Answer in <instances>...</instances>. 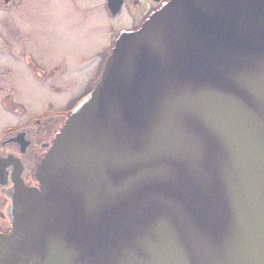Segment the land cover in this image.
Wrapping results in <instances>:
<instances>
[{"label": "water", "instance_id": "water-1", "mask_svg": "<svg viewBox=\"0 0 264 264\" xmlns=\"http://www.w3.org/2000/svg\"><path fill=\"white\" fill-rule=\"evenodd\" d=\"M112 47L0 264H264V0H169Z\"/></svg>", "mask_w": 264, "mask_h": 264}, {"label": "flooded vegetation", "instance_id": "flooded-vegetation-1", "mask_svg": "<svg viewBox=\"0 0 264 264\" xmlns=\"http://www.w3.org/2000/svg\"><path fill=\"white\" fill-rule=\"evenodd\" d=\"M49 1L0 0V93L4 90V84L1 81L2 70H11L10 62H17L19 57L23 68L29 70L36 81L45 84L51 76L50 72H47L38 64L41 59V52L38 53L37 50L29 49L32 39L31 32L35 31L36 33V31L41 30L42 21L44 26L46 5ZM98 1L100 7L97 8V11L103 16L101 23L106 28L111 26L117 30L115 29L113 40L110 36L107 37L106 34L107 43L94 53L92 60L85 62H90L94 71L83 88L81 98L75 103L72 101L62 117L58 119L34 120L26 125L15 124L8 126V128L4 127L0 131V236L7 234L11 229L7 209L10 202L8 193L15 185L14 180L17 179L23 182L27 187H38V183L34 180L35 167L49 149L54 135L60 131L72 109L92 92L103 70L107 54L113 48L115 39L124 31L135 32V30L140 29L147 19L169 2V0H93L97 7ZM25 22L27 29L23 27ZM5 55H8V57L4 58ZM3 64L5 65L4 68H2ZM13 71L15 70L13 69ZM52 71L54 72L52 75L59 72L58 69ZM17 74H15L13 80L15 83ZM13 87H16L14 82ZM16 93L17 88H14V91L12 89V92L1 97L0 110L7 112L4 104L9 102L11 107H8V110L16 111L12 108L16 105L10 103L12 96ZM8 99L10 100L7 101Z\"/></svg>", "mask_w": 264, "mask_h": 264}, {"label": "rangeland", "instance_id": "rangeland-1", "mask_svg": "<svg viewBox=\"0 0 264 264\" xmlns=\"http://www.w3.org/2000/svg\"><path fill=\"white\" fill-rule=\"evenodd\" d=\"M99 7V1L97 7L93 0L49 1L44 26L42 21V29L31 32L28 48L41 52L38 64L47 72L54 69L59 72L51 75L44 84L36 81L32 73L23 68L20 57L17 62H10V67L16 72L12 68L2 70L4 90L0 93V99L17 88L12 99L7 100L16 105L17 110H8L11 106L6 101L4 106L7 112L0 110V131L4 127L26 125L34 120L58 119L72 101L75 103L81 98L83 88L94 71L90 62H85L92 60L94 53L107 43L106 34L113 40L116 29L111 26L106 28L101 23L103 16L97 11ZM23 27L27 29L26 22ZM13 82L16 87H13Z\"/></svg>", "mask_w": 264, "mask_h": 264}, {"label": "trees", "instance_id": "trees-1", "mask_svg": "<svg viewBox=\"0 0 264 264\" xmlns=\"http://www.w3.org/2000/svg\"><path fill=\"white\" fill-rule=\"evenodd\" d=\"M109 53H110V52H109ZM109 53H108V54H109ZM108 54H107V55H108ZM53 73H54V72H50V75H52ZM12 108H13L14 110H17V108H15L14 106H12ZM69 115H70V114H69Z\"/></svg>", "mask_w": 264, "mask_h": 264}]
</instances>
